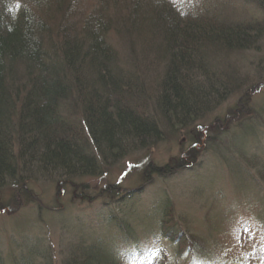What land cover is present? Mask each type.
Segmentation results:
<instances>
[{
    "label": "trees",
    "instance_id": "obj_1",
    "mask_svg": "<svg viewBox=\"0 0 264 264\" xmlns=\"http://www.w3.org/2000/svg\"><path fill=\"white\" fill-rule=\"evenodd\" d=\"M82 1L0 0V200L8 192L18 207L22 199L39 201L32 181L90 182L128 156L130 147L145 151L159 143L164 124L188 128L190 150L182 155L208 146L199 132H217L221 122L198 125L197 133L192 127L222 101L224 91L241 86L230 67L231 52L257 49L256 40L264 38V17L235 24L220 14L237 0H92L86 14ZM258 1L264 10V0ZM53 14L60 17L54 23ZM120 37L135 47L120 48ZM256 51L264 54V47ZM249 102L246 96L231 109L240 113L235 120L241 125L260 118L252 108L248 113ZM146 160L139 164L141 180L172 168ZM246 163L264 184V168L257 169V160ZM120 189L113 185L108 193ZM99 190L101 185L91 190L95 198L104 195ZM135 193L115 200L126 217L116 215L113 202L104 205V216H88L63 264H194L201 242L181 238L168 191L152 203L135 199ZM261 220L264 239V213ZM98 222L104 228L99 236L90 231ZM150 234L168 240L170 250L159 248L160 256L150 257L142 246ZM36 251L30 250L31 260L23 257L29 249L16 255L14 264H35L32 258L44 264L43 251ZM256 258H264L263 252Z\"/></svg>",
    "mask_w": 264,
    "mask_h": 264
},
{
    "label": "rangeland",
    "instance_id": "obj_2",
    "mask_svg": "<svg viewBox=\"0 0 264 264\" xmlns=\"http://www.w3.org/2000/svg\"><path fill=\"white\" fill-rule=\"evenodd\" d=\"M91 1L83 0L80 3L84 14L89 11ZM123 1L131 4L134 2ZM237 1L240 3L232 1L228 8L223 9L222 6L220 9L225 20L241 24L261 21L264 17V10L259 7L260 1ZM59 18L58 14H53L51 22L54 23ZM110 36L115 35L112 32ZM115 42L128 51L135 47L132 42L123 44L121 37ZM256 44L259 47L257 49L263 48L264 38L256 40ZM257 49L231 52L230 67L238 75L241 86L236 90L224 91L219 98L222 101L202 121L197 122V127L191 129V132L197 133L201 130L198 125L219 120L221 123L216 127L221 128L216 129L217 132H199L206 142L214 143L211 147L209 143L203 148L195 147L192 156L186 157L182 153L190 150L188 128L179 129L175 124L169 128L164 124L165 137L159 143L145 151L130 147L128 156H124L123 160L108 169L103 176L94 177V181L75 180L64 184L55 180L32 181V195L39 201L31 203L28 199H22L18 203L19 207L13 201L10 202L8 192H4L0 200V261L14 264L16 255L31 248L27 243L34 242L43 246L44 264H63L66 251L70 249L69 243L78 241L76 229L80 228L79 225L86 226L93 213L100 216L107 214L105 204L113 202L116 215L122 218L127 216V212L123 204L117 205L116 202L130 191L138 193H135V199L152 203L158 193L163 198L162 193L167 190L175 201L176 216L172 219L173 222H179L176 228L178 232L182 231L181 238L189 236L194 239L195 236V240L205 247L206 252L200 249L197 258L192 260L194 264H258L254 250L260 249L259 252L264 254V239L260 243L257 239L262 221L260 218L264 213V184L254 178L253 173L257 170L246 163L247 160H257V169L264 168V72L260 74L258 70L262 65L260 62L264 61V54L256 51ZM246 96L250 100L248 113H251L252 108L260 118L250 116L241 125L235 120V115L240 116V113H233L231 109L239 101H244ZM235 148L242 154L232 150ZM143 158L147 159L145 164L152 161L159 165L168 164L172 168L161 174H150L141 180L143 168L139 164ZM245 177L246 180L242 182ZM80 185L85 187L80 188ZM94 185H101L99 191H104V195L95 198V192L91 191ZM113 185L120 187L121 192L115 195L108 193ZM216 191L222 193L218 194ZM128 200L130 199H126V202ZM41 208L45 210L43 214ZM77 222L80 224H76ZM61 223L65 228L58 226ZM97 224L94 226L91 223L93 230L90 231L99 236L104 228L102 223ZM231 228L234 229L235 238L230 235ZM200 237L206 242L204 245ZM157 238H152L150 234L141 241L144 252L150 254V257L160 256L157 252L159 248L165 251L172 247L168 240L163 242ZM29 252H25L23 257L31 260L32 252ZM32 260L34 263L36 261L35 264H42L40 260ZM246 260L254 262L248 263ZM260 260L264 264V258ZM177 264L189 263L179 260Z\"/></svg>",
    "mask_w": 264,
    "mask_h": 264
},
{
    "label": "bare ground",
    "instance_id": "obj_3",
    "mask_svg": "<svg viewBox=\"0 0 264 264\" xmlns=\"http://www.w3.org/2000/svg\"><path fill=\"white\" fill-rule=\"evenodd\" d=\"M44 211H45L44 208H41V213H42V214L44 213ZM58 226H60V227H64L62 223H61V225L59 224ZM81 226H83V225H81ZM64 228H65V227H64ZM67 230H68V228H67ZM27 244L31 246V248H29L30 250H31V249H35V247H36V249H37L36 252H39L40 254L42 253V248H43L42 245H38V244H36V243H34V242L27 243ZM46 246H47V248L49 247V245H46ZM44 247H45V246H44ZM0 264H3V263L0 262Z\"/></svg>",
    "mask_w": 264,
    "mask_h": 264
}]
</instances>
